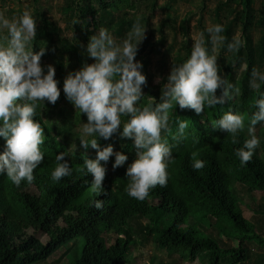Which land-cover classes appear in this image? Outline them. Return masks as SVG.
Instances as JSON below:
<instances>
[{
  "label": "trees",
  "instance_id": "obj_1",
  "mask_svg": "<svg viewBox=\"0 0 264 264\" xmlns=\"http://www.w3.org/2000/svg\"><path fill=\"white\" fill-rule=\"evenodd\" d=\"M255 3L256 0L218 1L213 19L223 26L219 35L225 38L220 41L218 53L213 51L209 33L202 18L199 19L204 46L209 54L217 56L219 74L239 91L224 104L206 107L199 114L178 105L169 112L168 130L161 132L172 146L167 183L149 189L143 200L130 197L125 191V171L136 154L132 140L119 135L122 126L107 140L97 139L101 148L111 144L114 152L124 153L127 159L113 168L114 156H110L105 164L103 191L97 194L91 190L92 175L81 169L83 154L95 158L96 149L80 147V132L75 128L81 120L86 122V116L74 108L62 90L68 72L94 62L85 46L99 28L107 29L120 43L127 38L133 23L141 27L135 14L138 0H66L64 20L71 37L65 36L45 12L37 10L41 24L36 26L33 51L45 47L41 65L54 66V79L61 91L54 104L38 102L39 114L33 117L44 130V142L40 145L44 158L33 170L34 179L30 183L22 180L16 186L0 174V264H53L50 260L56 261V254L70 245V264H135L131 249L138 241L152 242L172 258L176 256L168 264H180V260L201 264H264V250L255 254L252 248L254 245L255 251L264 249V235L242 208L254 209L246 198L257 203L258 192H264V124L255 126L260 143L251 159L241 166L235 155V149L247 138V118L256 110L254 100L264 92V82H258V88L250 86L253 68L264 73V0L260 1V9L254 8ZM192 14L188 12L177 25V20H165L159 27L157 40L154 41L152 31L138 44L134 59L142 63L145 75L144 96L138 105L159 102L162 84L171 69L166 71L159 64L154 71L153 55L166 48L161 56V60H166L179 44V37L183 41L177 46L170 66L190 55ZM256 24L263 31L257 42L253 33ZM166 27L174 36V42L168 46ZM237 32L239 35L235 37ZM233 38L239 41V46L228 50L227 44ZM156 77L159 79L155 80ZM220 91L218 88L216 94ZM229 108L245 115V130L235 141L226 132L212 129V122ZM177 116L188 124L182 137ZM127 119L122 116V123ZM4 147L5 140L0 137V152ZM61 151L67 153L65 159L73 171L70 176L52 181L55 155ZM193 151L204 162L200 169L192 167ZM95 200L102 201L100 208L94 206ZM258 205L264 211V206ZM79 239L83 241L80 243ZM147 264L163 262L151 260Z\"/></svg>",
  "mask_w": 264,
  "mask_h": 264
},
{
  "label": "clouds",
  "instance_id": "obj_2",
  "mask_svg": "<svg viewBox=\"0 0 264 264\" xmlns=\"http://www.w3.org/2000/svg\"><path fill=\"white\" fill-rule=\"evenodd\" d=\"M205 31L209 33L215 51L217 42L225 39L219 35L223 26L209 25ZM35 37L36 19L29 10L12 19L0 13V137L5 140L4 150L0 152V174L6 175L16 186L22 180L30 183L34 179L33 170L44 158L40 148L44 130L33 119L39 114L38 102L54 104L61 91L54 79V66L40 63L45 47L33 51ZM143 38L144 30L138 23H133L127 38L120 43H116L107 29L99 28L85 46V52L94 62L84 63L78 70L68 72L63 80L65 98L86 116L78 137L80 147L96 149L95 158L83 154L81 170L92 175L90 187L97 194L103 191L102 181L109 157L114 156L113 168L123 165L127 159L124 153L114 152L111 144L101 148L98 137L107 140L122 126L119 135L132 140L136 154L125 171V191L128 196L143 200L149 189L167 183L166 169L173 159L172 146L162 138L161 132L168 130L169 112L178 105L199 114L206 107L224 104L239 91L219 74L217 56L209 54L201 34L194 39L190 55L182 62L172 64L162 84L159 102L138 105L144 96L145 75L141 71L142 63L134 58ZM238 46L239 41L233 38L227 49L234 50ZM250 76L253 88L260 86L258 82H264V73L256 68ZM218 88L221 89L219 95L216 94ZM254 106L256 110L247 118V138L235 149L241 166L251 159L260 143L255 126L264 124V92L254 100ZM122 116L128 117L123 123ZM176 123L182 137L188 124L179 116ZM212 129L226 132L235 141L245 130V115L229 108L212 122ZM66 156L63 151L55 155V167L50 174L52 181L72 174ZM197 156L196 151L191 153L193 169L203 167V160ZM94 206L100 208L102 201L95 200Z\"/></svg>",
  "mask_w": 264,
  "mask_h": 264
},
{
  "label": "rangeland",
  "instance_id": "obj_3",
  "mask_svg": "<svg viewBox=\"0 0 264 264\" xmlns=\"http://www.w3.org/2000/svg\"><path fill=\"white\" fill-rule=\"evenodd\" d=\"M219 0H138V5L135 10L137 22L141 24V28L144 30V37L149 36L152 31H155L154 36L155 40L160 37L159 27L165 23V20L173 21L177 20L175 25L179 23V21L185 17V15L192 11V19H191V46L193 44L194 39L198 38L201 35V31L198 27V21L200 18L203 20V25L208 27L209 25L216 24L215 19H213V10L216 7ZM260 1L256 0L254 4L255 9H260ZM66 0H38L37 3L34 0H0V13L5 15L7 18L12 19L13 17H18L20 13L24 10H29L34 18L36 19V26L41 24V19L37 16V10H41L45 12L48 16L51 17L55 23H57L62 30L63 34L67 37H71L72 33L68 30L67 24L64 20V12L63 7L65 6ZM152 6L155 9H152ZM261 16V15H260ZM225 22V21H224ZM170 26V24H168ZM169 27L164 28L167 32V46L174 42V36L172 35V31L168 30ZM254 38L255 41H259L262 38L263 31L261 27L256 24L254 28ZM239 32H237V37ZM152 39V41H153ZM179 44L182 43L183 39L181 37L178 38ZM178 44V45H179ZM172 49L169 57H166V60H161L162 53L165 52V49H162L156 55L152 56L153 69L157 71V66L162 64L164 69L168 71L172 63V59L176 56L177 47ZM220 41L215 45V52H219ZM41 63V62H40ZM168 65V66H167ZM166 66V67H165ZM159 77H156L155 80H158ZM85 121L81 120L75 129L79 132L81 130L82 124ZM246 202L249 206H252L254 209H249L246 206H243V210L245 216L254 221L258 228L264 235V211L261 209V206H264V192H258L257 195V203H254L252 199L249 197L246 198ZM257 210V211H254ZM80 243L83 241L82 239L78 240ZM72 244V242H71ZM71 246V245H70ZM61 249L56 254V261H51L53 264H70V255L68 248ZM83 246L79 245V250L81 251ZM253 253L262 252L264 249H254V245L252 246ZM131 257L134 259L135 264H147L151 260H155L156 262H163V264L173 263L176 259L175 257L169 256L166 251L160 249L152 242H142L138 241L131 249ZM180 264H201V262L196 261L194 263L183 262L180 260Z\"/></svg>",
  "mask_w": 264,
  "mask_h": 264
},
{
  "label": "bare ground",
  "instance_id": "obj_4",
  "mask_svg": "<svg viewBox=\"0 0 264 264\" xmlns=\"http://www.w3.org/2000/svg\"><path fill=\"white\" fill-rule=\"evenodd\" d=\"M217 7H218V6H217ZM217 7H216V8H217ZM13 264H14V263H13Z\"/></svg>",
  "mask_w": 264,
  "mask_h": 264
}]
</instances>
